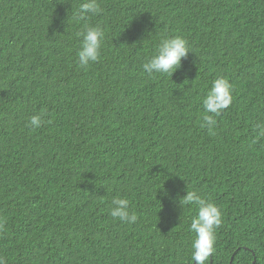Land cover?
<instances>
[{
	"label": "trees",
	"instance_id": "1",
	"mask_svg": "<svg viewBox=\"0 0 264 264\" xmlns=\"http://www.w3.org/2000/svg\"><path fill=\"white\" fill-rule=\"evenodd\" d=\"M0 0V258L5 264H196L187 190L222 210L207 264H264V0ZM85 23L104 31L81 67ZM172 75L144 72L163 37ZM233 100L213 131L202 99ZM40 114L38 129L28 126ZM127 198L134 224L110 216Z\"/></svg>",
	"mask_w": 264,
	"mask_h": 264
},
{
	"label": "clouds",
	"instance_id": "2",
	"mask_svg": "<svg viewBox=\"0 0 264 264\" xmlns=\"http://www.w3.org/2000/svg\"><path fill=\"white\" fill-rule=\"evenodd\" d=\"M100 11L97 0H86L79 5L77 16L86 20L89 14ZM80 37V48L77 52L78 63L81 67H87L100 59L101 47L104 40V31L99 26H90L85 23L83 29L77 33ZM192 52L188 41L181 36L163 37L160 39L156 51L143 64L145 73L172 75L181 68L182 59ZM233 86L229 79L218 76L211 82L207 94L202 99L204 114L201 127L213 131L217 124L215 117L229 107L233 100ZM44 120L40 114L31 116L28 126L32 129L42 127ZM255 134L258 138H264V121L255 125ZM180 206H196L197 214L191 219L190 231L194 233L191 243L192 260L196 264H207L209 257L215 251L216 233L222 226L223 214L221 208L210 198L202 196L196 190H187V194L179 199ZM110 216L119 221L134 224L138 217L130 209L127 198L113 197L111 201ZM4 228V222L0 221V230ZM0 264L5 261L0 258Z\"/></svg>",
	"mask_w": 264,
	"mask_h": 264
},
{
	"label": "water",
	"instance_id": "3",
	"mask_svg": "<svg viewBox=\"0 0 264 264\" xmlns=\"http://www.w3.org/2000/svg\"><path fill=\"white\" fill-rule=\"evenodd\" d=\"M196 263V262H195Z\"/></svg>",
	"mask_w": 264,
	"mask_h": 264
}]
</instances>
